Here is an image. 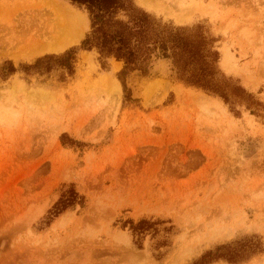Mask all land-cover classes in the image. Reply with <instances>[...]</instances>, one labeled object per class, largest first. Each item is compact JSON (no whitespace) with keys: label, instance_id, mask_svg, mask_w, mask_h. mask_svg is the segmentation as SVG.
<instances>
[{"label":"rangeland","instance_id":"rangeland-1","mask_svg":"<svg viewBox=\"0 0 264 264\" xmlns=\"http://www.w3.org/2000/svg\"><path fill=\"white\" fill-rule=\"evenodd\" d=\"M132 1L163 23L203 26L222 73L264 105V0ZM62 7L84 21L82 37L34 55L45 44L33 35L38 19ZM88 31L87 12L65 0H0V65L62 53ZM121 68L78 51L65 83L57 73L0 82V264H191L252 236L264 247V109L232 111L172 79L163 60L147 77L129 75L128 102ZM69 184L83 207L42 225ZM142 218L172 227L165 247L150 236L133 244L125 222ZM235 264H264V253Z\"/></svg>","mask_w":264,"mask_h":264},{"label":"trees","instance_id":"trees-1","mask_svg":"<svg viewBox=\"0 0 264 264\" xmlns=\"http://www.w3.org/2000/svg\"><path fill=\"white\" fill-rule=\"evenodd\" d=\"M65 1L87 12L89 31L80 44L62 53L45 54L17 68L11 61H4L0 65V82H5L15 73H21L27 83L31 77L44 83L53 73H57L58 82L65 83L75 73L77 52L95 50L100 59H113L122 63L117 77L128 102H132L126 83L129 75L136 72L141 77H147L152 63L163 60L170 65L172 79L206 95L220 98L232 111L241 104L253 115L264 109V105L252 93L222 73L218 66L220 54L214 46L216 39L203 26L176 27L171 23H163L137 7L132 0ZM64 137L65 134H62L60 138ZM71 142L77 144L76 141ZM77 205L83 207V198L75 191L73 184L63 185L58 200L47 211L42 225H49L59 215ZM125 223L137 248H141L146 236L156 239L155 247L167 245L171 226L159 227L163 222L144 218ZM216 252H206L191 264H206L211 258L240 263L248 257L264 253V247L252 236L237 244L217 247ZM160 256L161 253L156 255L157 258Z\"/></svg>","mask_w":264,"mask_h":264},{"label":"bare ground","instance_id":"bare-ground-1","mask_svg":"<svg viewBox=\"0 0 264 264\" xmlns=\"http://www.w3.org/2000/svg\"><path fill=\"white\" fill-rule=\"evenodd\" d=\"M137 1L140 6L144 8H153L150 2L148 3V0ZM59 9L60 10L55 12L43 14L38 19L39 22L36 25L33 35L39 40H45V44L39 47V49L34 52V55L61 51L66 47L77 43L82 37L84 31V21L81 17L70 9H66L64 7ZM110 83L113 85V89L112 92H109L110 90L108 91V95H114L112 97H115L116 99L119 87L114 81ZM198 101L201 102L200 100Z\"/></svg>","mask_w":264,"mask_h":264}]
</instances>
